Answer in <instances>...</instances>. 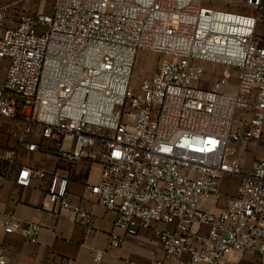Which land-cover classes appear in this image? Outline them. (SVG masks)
Segmentation results:
<instances>
[{
	"label": "built area",
	"instance_id": "1",
	"mask_svg": "<svg viewBox=\"0 0 264 264\" xmlns=\"http://www.w3.org/2000/svg\"><path fill=\"white\" fill-rule=\"evenodd\" d=\"M232 2L258 9L263 0H54L13 26L0 7V117L25 131L40 124L70 163L101 162L83 197L115 213L110 248L154 228L164 255L154 264H229L239 252L264 264V158L244 171L237 155L264 142V37L257 15L216 7ZM140 50L160 59L134 91ZM14 162L15 151L0 155V170ZM226 174L240 177L236 194L205 210ZM46 176L44 204L89 227L92 212L70 200L58 171L22 165L15 181L26 188ZM2 226L33 242L42 228L14 214Z\"/></svg>",
	"mask_w": 264,
	"mask_h": 264
},
{
	"label": "crops",
	"instance_id": "2",
	"mask_svg": "<svg viewBox=\"0 0 264 264\" xmlns=\"http://www.w3.org/2000/svg\"><path fill=\"white\" fill-rule=\"evenodd\" d=\"M242 12L257 15L256 32L264 37V0L258 9L245 7ZM24 138L36 142L38 147L28 150L20 140ZM64 150L73 146V138L67 137L61 143ZM56 140L44 137L40 124L31 125L30 131L23 130L18 119L0 117V155L15 151L12 172L0 170V257L4 264H154L164 255L159 245L154 228H146L138 235H128L120 248L109 247V234L115 213L99 204L85 199L86 186L99 181L102 164L82 158L70 163L61 157ZM240 150V152H238ZM237 147V155L244 171H249L251 160L264 158V146L248 151ZM28 166L32 170H43L48 174L58 171L69 179V198L73 203L92 212L91 225L88 227L73 220L70 210L60 211L57 204L45 205V190L49 177H33L31 185L23 188L15 181L19 166ZM233 184L228 187V181ZM240 183L237 175L226 174L220 178L217 194L212 201H203L201 206L208 211H216L228 204L236 194ZM14 214L22 220L38 222L42 228L37 241H29L20 233L7 234L2 226L6 215ZM157 228L164 225L157 224ZM102 251L100 260L95 253ZM229 264H256L250 253H230Z\"/></svg>",
	"mask_w": 264,
	"mask_h": 264
},
{
	"label": "rangeland",
	"instance_id": "3",
	"mask_svg": "<svg viewBox=\"0 0 264 264\" xmlns=\"http://www.w3.org/2000/svg\"><path fill=\"white\" fill-rule=\"evenodd\" d=\"M54 0H0V7H5L7 16H8V24L11 26L16 25L21 18L22 15L27 13H33L36 11L42 12H49L51 10L52 4ZM237 1V0H235ZM216 7L225 10H232V11H241L242 8L245 6H240L238 2H232L231 4H216ZM160 59L159 54L140 50L137 53L133 74L131 77L130 88L134 91L138 90L140 85L141 79L144 77L151 76L153 73L157 61ZM220 70L221 68H217ZM4 77V70L2 68V63H0V80ZM264 146V142H257L256 140H249L245 144L238 145V150L243 149L249 150L250 148L257 150ZM240 152V150L238 151ZM256 158V152L254 153V158L251 160L250 165L252 164L253 160ZM228 187L233 184L232 180L228 181ZM227 204H222V206H226Z\"/></svg>",
	"mask_w": 264,
	"mask_h": 264
}]
</instances>
